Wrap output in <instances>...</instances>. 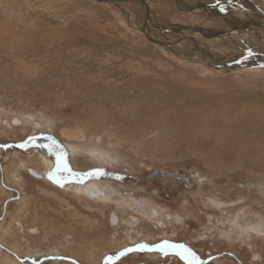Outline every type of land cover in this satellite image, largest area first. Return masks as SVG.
<instances>
[{
    "label": "rangeland",
    "instance_id": "1",
    "mask_svg": "<svg viewBox=\"0 0 264 264\" xmlns=\"http://www.w3.org/2000/svg\"><path fill=\"white\" fill-rule=\"evenodd\" d=\"M163 11L161 26L177 16L219 61L259 54V35L225 42L191 27L229 20ZM225 13L234 24L255 18ZM139 22L95 0H0V264H100L140 245L151 248L140 259L162 264L180 254L172 243L196 263L208 250L207 264H237L229 253L264 264V68L216 69L148 41ZM149 24L156 38L180 34ZM41 135L56 144L49 154L21 146ZM93 148L116 157L95 160ZM58 165L105 197L61 187L47 175Z\"/></svg>",
    "mask_w": 264,
    "mask_h": 264
},
{
    "label": "bare ground",
    "instance_id": "2",
    "mask_svg": "<svg viewBox=\"0 0 264 264\" xmlns=\"http://www.w3.org/2000/svg\"><path fill=\"white\" fill-rule=\"evenodd\" d=\"M225 1H228V0H213V1H210V0H187V2H186V0H118V1H103L101 3L110 6L114 11H118L119 13L127 14V13L131 12V10L135 11L137 13V15H138V18L140 19V22H139L140 28L142 27L143 22L145 20H147V23L145 25L144 30H145V32H147V34L149 36H152L154 38H156V36H153L154 34L151 35L148 32V29L150 28L149 27L150 26L149 23H151L153 25L154 24H160V26L155 25L154 28L163 29V30H161L163 32L167 31L169 29L175 30L176 32L179 31V33L183 34L184 36H181L180 34H176L178 37H173V38L164 39V40H163V38L160 39L161 38L160 37V38H157V39L162 41V42H164V43H166V45L169 44L167 48H172V49H175V50L179 51L180 52L179 54L181 56L193 59L195 55H200L203 58L208 57L209 60L211 59L212 63L214 62L216 64L217 63L223 64L225 62H231L232 60L219 61L218 58H216L215 55L212 54L213 52L211 53L210 51H207V49H205V46L201 47L200 43H197V40L193 37L194 35L193 36L186 35V33H188V32L185 31L184 29H186L187 26H185L183 24H177V22H178L177 21V19H178L177 16L172 21L171 20L166 21L167 24H170V26H171L170 28H165V27L161 26L162 24H164V21H165V17H164V14H163V12H164L163 9H166L168 12L175 13V14H176V12H174V11H177V15H180V14L184 15L185 14L187 16H191V15L199 16V14H201V15L203 14L204 16H207V15L210 16V15H213V14L216 13L214 18H211V16L210 17H208V16L204 17L203 16V19L205 21L213 23L211 19H215L216 21H220L219 16H222L223 18H226L225 19L226 21L229 20L230 27H228L227 29L209 30L207 28V26L204 25L200 29L197 26H191L192 29L196 30V31H200L204 38H206V37L207 38H213L214 37V38L221 39V40L224 39L223 41H225V42H227L226 39L234 38L233 35H234V33H237L236 31H242L243 33H249V34H253L255 36L259 35V37H261L260 40H259V43H257V45H258L257 49L259 50V54L257 53V50L255 51V53H257V54H255L254 51L250 52L249 54H247V55L245 54V56H243V58L247 57L246 58L247 61H244L245 59L242 60L243 63H245V64L248 61L253 63V60L256 57L250 58L249 56H252V55L260 56L261 53L264 51V42H263L264 36L261 33L258 32V28H263L261 30H264V19L261 17V15L258 13V11L252 7V4L250 3V1H251L253 4H255L256 3L255 1L247 0L248 3L245 2L246 3L245 5L242 2L243 0H240L238 2H228V3H226ZM217 2H225V3L224 4H218L215 7L214 6L213 7H202V6H199V3H211V4H214V3H217ZM237 7L242 8L246 12L245 13L246 15H248V13L250 12L249 14L253 15L255 18L254 19L253 18H249L248 21H242L240 23L235 22V24L233 22H230L231 21L230 17H233V15L227 14L225 12L228 9L237 8ZM146 9H148V12L146 11ZM158 10H160V11H158ZM157 11H158V14H157ZM261 11L264 13V11L262 9H261ZM147 13H148V16L146 17ZM147 24H149V26H147ZM176 25H179L180 27L176 26ZM236 27H240V29L236 30ZM237 34H239V33H237ZM232 43H234V42H232ZM261 43H263L262 46L260 45ZM191 46L193 48H191ZM239 57H240L239 55L237 57L235 56L234 60L238 59ZM257 59L264 61L263 58H259L258 57ZM253 65L255 67H259V66H257L254 63H253ZM233 67H237V66H233ZM29 116H30V114L26 118V120H29L28 123H30V120H31V119H29ZM13 122L15 124H19V123H21V119L18 118V117H15L13 119ZM62 133L66 134V135H69V136H74V134H70V133H67V132H64V131ZM113 140H115L116 143H119L117 141V139L114 138ZM68 149L71 150V147L68 146ZM93 149L97 150L96 148H93ZM88 153L91 155L92 158L96 157V158H94L95 160L101 159V157L103 158L104 155H108L107 157L111 158V159H115V157H116L115 156L116 154H113L112 157H111V155L108 152H102L101 150H97V153L100 154V155H98L97 153L92 152V151H88ZM31 171L34 173V175L36 177H42L43 176V174H42L43 172H40L42 175L40 174L38 176V175L35 174V172H38V171H34L33 169ZM47 175L49 177H51V179L53 181L54 180L57 181V178H58L57 175H55L53 173H50V172H47ZM62 186H63V188H66V189H68L70 186L71 187L73 186V188H76V187H74L73 184H70V183L63 184ZM93 186H96V187H93ZM97 186L98 185H96V183H93V184H90V185L89 184L88 185H80L75 190L77 192L78 191H84L86 194L90 193L91 190L92 191L98 190L100 193L96 194L95 197L93 196V198H96V197H99V196H101V198L105 197L103 191L101 190L102 188H99ZM91 194H93V193H91ZM98 199H100V198H97L95 200H98ZM122 205L125 206L126 202H123ZM140 206L141 205L138 202L137 204L134 205V208H136L137 210L141 211ZM151 212L156 214L157 211L154 209ZM111 218H112V222L114 224H116L115 219H117V218L115 216V213H113V216Z\"/></svg>",
    "mask_w": 264,
    "mask_h": 264
},
{
    "label": "flooded vegetation",
    "instance_id": "3",
    "mask_svg": "<svg viewBox=\"0 0 264 264\" xmlns=\"http://www.w3.org/2000/svg\"><path fill=\"white\" fill-rule=\"evenodd\" d=\"M31 143H34V144H37L39 146V150L43 152V154H49L48 150H49V146L51 145L52 147H55L56 144L55 142H52V138L48 135H41V136H34V137H29L28 139H26L25 142L21 143V146H28L29 144ZM57 148L60 149L61 151V155L65 154L64 150H62L64 147L63 146H59L57 145ZM39 151V152H40ZM41 153V152H40ZM59 168V170L62 168L61 165H58L57 168H53L51 169L50 171H52L54 174L57 175L58 177V180H61L62 179V182H61V187L62 186V183H70V184H75V183H72V181H70V178L71 175L75 176V177H78L76 173H71L70 174H65L64 176V173L63 171L64 170H60V172L58 173L56 170ZM39 171H42V170H39ZM31 172V170H30ZM31 175L32 176H35L32 172H31ZM42 175V174H41ZM36 177V176H35ZM38 178H42V177H38ZM186 180V179H185ZM78 184V183H77ZM81 183L77 186L74 185V187L78 188V186H80ZM78 190V189H77ZM84 192V191H82ZM113 216V214L111 215V217ZM120 219V218H119ZM116 223L118 221V218L115 219ZM110 222H112V218H110ZM161 246V245H160ZM171 246H176V247H172L174 248L175 250H178L179 253H181L182 249L176 244V243H172ZM126 249H131V251H125ZM125 249L122 248L121 250L116 251L117 253L115 254V257H111V258H108V256H104L103 258H101V260L99 261L100 264H120L123 260L126 262V264H148L146 260L144 259H140L137 255H140L141 253H143L144 250H148L147 248H140V247H131V246H128L127 248ZM176 252V251H174ZM204 253L206 254L204 259L197 261L196 264H207L208 262H211L212 260H209L210 258H212V254L210 251H204ZM130 254H136V255H133V256H128ZM228 257L230 255V257L228 259H230L233 263H237V264H245L243 261H242V257L241 256H236L234 254H227ZM220 259L218 260H223L225 259L224 256H219ZM178 259H180L184 264H188V261L186 259H184L180 254L178 255H173L171 257V259L168 261L170 264L171 263H176L178 261ZM169 263H162V264H169Z\"/></svg>",
    "mask_w": 264,
    "mask_h": 264
},
{
    "label": "water",
    "instance_id": "4",
    "mask_svg": "<svg viewBox=\"0 0 264 264\" xmlns=\"http://www.w3.org/2000/svg\"><path fill=\"white\" fill-rule=\"evenodd\" d=\"M97 2H103V1H118V0H96ZM238 1H240V0H228V1H225L226 3H228V2H238ZM244 1H246L247 2V0H244ZM225 2H217V3H214V4H211V3H199V6H202V7H215V6H217L218 4H224ZM250 3L252 4V7L254 8V9H256L257 11H258V13L261 15V17L264 19V13L261 11V8L259 9L255 4H253L251 1H250ZM148 8V7H147ZM146 11L148 12V9H146ZM148 16V13L146 14V17ZM146 22H147V20H145L144 22H143V25H142V27H141V32L144 34V36H145V38L148 40V41H150V42H153V43H155V44H159V45H163V46H165V47H168V45H166V43H164V42H162V41H160V40H158L157 38H154V37H152V36H149L148 34H147V32H145V30H144V28H145V25H146ZM237 29H240V27H236V30ZM158 30H163V29H158ZM227 32V31H226ZM246 54V53H245ZM247 55V54H246ZM243 56H240L238 59H235V60H233V61H231V62H225V63H223V64H220V63H217V64H214V65H211L207 60H206V58H204V60H205V62H206V64L208 65V66H211V67H214V68H216V69H219V68H221V67H233V66H237V67H255L254 65H253V63L254 64H256L257 66H259V67H263L264 68V61H262V60H259V59H257V58H254V60H253V63L252 62H249V63H243V61L242 60H244V59H246L247 57H244L243 59ZM252 60V59H251ZM32 172V171H31ZM33 173V172H32ZM34 174V173H33ZM35 174L36 175H40L41 173L40 172H35Z\"/></svg>",
    "mask_w": 264,
    "mask_h": 264
},
{
    "label": "snow or ice",
    "instance_id": "5",
    "mask_svg": "<svg viewBox=\"0 0 264 264\" xmlns=\"http://www.w3.org/2000/svg\"><path fill=\"white\" fill-rule=\"evenodd\" d=\"M223 10V9H222ZM140 248H148L149 250H151V248H149V246L147 245H140ZM172 247H176V246H172ZM181 247L183 250L181 251L180 255L188 260V264H196V258L194 253L191 252V250L187 249V248H183V246H179ZM163 250V249H161ZM125 251H131V249H126Z\"/></svg>",
    "mask_w": 264,
    "mask_h": 264
},
{
    "label": "crops",
    "instance_id": "6",
    "mask_svg": "<svg viewBox=\"0 0 264 264\" xmlns=\"http://www.w3.org/2000/svg\"><path fill=\"white\" fill-rule=\"evenodd\" d=\"M212 1H213V0H212ZM219 19H220V20H222V19L225 20L226 18H222V17H220Z\"/></svg>",
    "mask_w": 264,
    "mask_h": 264
}]
</instances>
